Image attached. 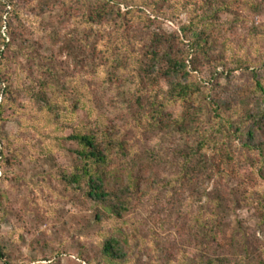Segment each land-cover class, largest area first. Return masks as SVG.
Here are the masks:
<instances>
[{"label":"trees","instance_id":"16d2710c","mask_svg":"<svg viewBox=\"0 0 264 264\" xmlns=\"http://www.w3.org/2000/svg\"><path fill=\"white\" fill-rule=\"evenodd\" d=\"M1 1L6 4V0ZM50 1L44 4L49 5ZM183 4L180 0H94V4L89 0H63L64 15L71 16L73 28L81 36L76 41L78 47L102 55L105 65H102L101 80L115 87L118 98L112 101L119 118H109L86 85H71L68 78L59 81L57 69L51 65L52 57L27 56L32 68L41 74L38 79L43 78L38 88H29L30 103L39 106L36 121H43L48 130L42 137L43 148L47 153L52 146L66 149L72 155L69 168L59 169L54 178L64 185L65 194H74L93 206L92 223L83 231L99 238L96 248L100 260L96 264L100 261L137 264L145 242L144 237L138 236L137 228H133L137 221H133L131 211L136 206L134 198L142 188L145 195L155 201L160 191L171 196L184 187H193L211 199L202 186L232 171L230 162L235 150L245 163L255 167L253 154H256L260 158L256 163L261 164L264 143L259 135H264V109L253 112L243 99L236 100L233 95L231 100H222L214 96L213 91L220 86L219 74L231 78L236 71H246L251 74L252 92L257 94L258 104H263V79L242 58H227L221 45L206 33L207 19L211 22L217 15L211 4L207 16L184 9ZM164 5L169 7L168 12L164 11ZM75 8L76 14L73 13ZM12 11H16L14 7ZM186 11L189 23L181 26L179 33L151 31L152 25L160 23V18L173 21ZM2 27L0 20V29ZM139 29L145 33V38L136 37ZM9 32V42L0 35V117L6 104L13 108L19 106L10 99L11 79L1 77L7 61L2 48L11 49L12 42L19 37L10 29ZM18 56L25 57L22 48L17 49L15 57ZM202 64L210 72L208 88L197 77V68ZM220 67L222 71L218 72ZM68 87L72 98L65 93ZM121 102L125 105L122 119ZM77 111L86 113L87 122L72 125ZM68 128L69 135H63ZM148 134L159 140V150L154 147L141 151L140 143H145ZM164 155L172 172L169 177L158 180L152 162L156 156L162 160ZM261 171L260 166L257 172ZM246 191L248 199L251 192ZM238 201L232 204H240ZM209 203L208 208L190 217L187 213H177L174 221V224L182 223L179 230L200 229L204 253L187 257L184 249L171 250L160 245L157 234L148 239L149 250L163 254L167 264H236L232 259L217 257L212 246V243L219 246L222 227L216 214L221 202L213 198ZM172 208L174 210V206ZM130 221H133L131 227H125ZM106 224H115L112 230L116 233L103 234ZM163 224L164 221L159 226ZM240 247L244 253L248 251L245 238ZM0 258H4L2 253ZM87 262L91 264L94 260L87 258Z\"/></svg>","mask_w":264,"mask_h":264},{"label":"rangeland","instance_id":"374dc122","mask_svg":"<svg viewBox=\"0 0 264 264\" xmlns=\"http://www.w3.org/2000/svg\"><path fill=\"white\" fill-rule=\"evenodd\" d=\"M45 1L6 0L5 5L0 2L1 38L10 41L9 29L19 35L17 41L12 42L11 49L2 48L7 61L4 62L5 71L1 77L11 79L10 99L19 106L13 108L6 104L0 117V153L3 157H0V253L4 256L0 258V264H89L87 258L94 260L91 264H96L100 260L96 248L99 238L96 235L90 237V233L83 231L92 223L93 206L74 194H65L64 185L55 179L59 169H67L72 164V155L66 149L52 146L47 153L43 148L42 137L48 130L44 128L43 121H36L39 106L30 103L29 95V88H38L43 78L38 79L41 74L32 68L27 56L52 57L51 65L57 69L59 81L68 78L71 85H86L89 94L111 119L119 118L112 101L118 96L114 86L102 83V65L105 64L100 52L91 53L78 47L76 41L81 36L73 28L71 16L64 15L63 0H51L49 5H45ZM180 1L184 3V9L194 10L201 16H207L211 4L212 11L216 10L217 15L211 22L207 19L206 33L221 45L227 58L240 57L256 69L264 83V0ZM89 2L94 4V0ZM163 9L169 11L167 5ZM73 13H77L76 8ZM188 23V11L181 12L173 21L160 18V23L152 25L151 31L179 33L180 27ZM107 29L110 31V28ZM135 34L138 39L146 36L140 29ZM92 43L91 40L90 46ZM19 48L25 51V57H15ZM100 48L98 46L97 50ZM197 71L199 81L206 83L205 88H208V68L202 64ZM221 71L220 67L218 72ZM217 79L220 86L213 91L214 96L231 100L234 95L236 100L243 99L245 104L250 105L253 112L264 109V103L258 104L260 100L252 92L253 82L249 72L236 71L231 78L219 74ZM1 93L2 88L0 103ZM65 93L72 98L70 87ZM123 107L125 105L121 102V119L125 117ZM73 119L72 125L87 122L83 111H77ZM69 133L68 128L63 135L68 136ZM259 136L264 143V135ZM144 139L146 144L140 143L141 151L154 147L159 150V140L154 135L148 134ZM45 144L48 145V141ZM164 156L162 160L156 156L152 162L158 180L169 177L172 172V167L166 162L167 155ZM253 156L255 167L245 163L240 152L235 150V157L230 162L232 171L202 186L210 194L209 198H217L221 202L216 214L222 227L218 236L219 246L217 243H212V246L217 257L232 259L236 264H264V154L261 164L256 163V159L260 158L256 154ZM260 166L262 171L257 172ZM246 190L251 192L248 199ZM199 195L201 197L198 198ZM156 198L157 201L146 196L143 188L134 198L136 206L131 216L137 223L133 228H137L138 236L144 237L145 242L137 264H167L163 254L151 252L150 246L147 247L148 239L155 234L160 245L171 250L184 249L187 257L204 253L206 249L200 229L191 232L187 228L179 230L182 223L174 224V221L179 212L190 217L208 208L211 199L196 192L193 187H184L171 196L160 191ZM234 200L241 203L232 204ZM133 221L127 222L125 227ZM163 221L165 224L160 227ZM114 227L115 224H106L102 233H116L112 230ZM243 238L248 245L246 253L240 247ZM100 264L107 263L100 261Z\"/></svg>","mask_w":264,"mask_h":264}]
</instances>
